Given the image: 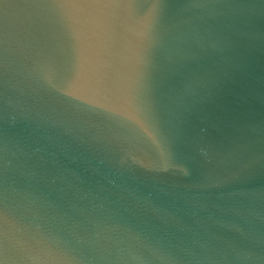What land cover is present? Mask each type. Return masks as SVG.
<instances>
[{
	"label": "water",
	"instance_id": "1",
	"mask_svg": "<svg viewBox=\"0 0 264 264\" xmlns=\"http://www.w3.org/2000/svg\"><path fill=\"white\" fill-rule=\"evenodd\" d=\"M0 264H264V0H0Z\"/></svg>",
	"mask_w": 264,
	"mask_h": 264
}]
</instances>
